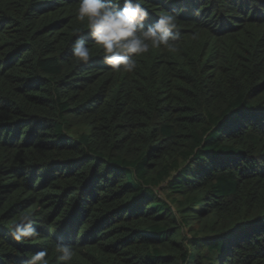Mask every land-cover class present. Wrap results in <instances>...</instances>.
I'll return each instance as SVG.
<instances>
[{"label":"trees","instance_id":"trees-1","mask_svg":"<svg viewBox=\"0 0 264 264\" xmlns=\"http://www.w3.org/2000/svg\"><path fill=\"white\" fill-rule=\"evenodd\" d=\"M141 2L181 38L124 73L79 0H0V264H264V0Z\"/></svg>","mask_w":264,"mask_h":264},{"label":"clouds","instance_id":"clouds-1","mask_svg":"<svg viewBox=\"0 0 264 264\" xmlns=\"http://www.w3.org/2000/svg\"><path fill=\"white\" fill-rule=\"evenodd\" d=\"M178 12H165L155 22L145 24L148 10L141 0H79L75 18L85 24L94 43L102 50L103 60L112 70L132 73L137 67L136 57L149 53L150 49L174 50L180 40L177 25ZM80 29L74 30L76 38L71 45L72 55L78 62L90 59V49L85 39L79 37ZM35 213H24L11 226L10 235L18 242L39 236ZM57 259L71 264L72 246L57 243ZM48 253L41 250L25 264H48Z\"/></svg>","mask_w":264,"mask_h":264}]
</instances>
